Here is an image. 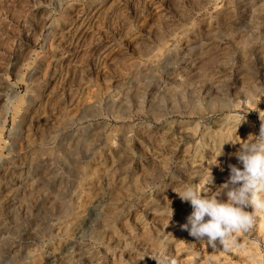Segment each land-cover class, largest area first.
Masks as SVG:
<instances>
[{
	"label": "rangeland",
	"instance_id": "374dc122",
	"mask_svg": "<svg viewBox=\"0 0 264 264\" xmlns=\"http://www.w3.org/2000/svg\"><path fill=\"white\" fill-rule=\"evenodd\" d=\"M262 124L264 0H0V264H264V211L213 248L177 194Z\"/></svg>",
	"mask_w": 264,
	"mask_h": 264
},
{
	"label": "clouds",
	"instance_id": "9594fccd",
	"mask_svg": "<svg viewBox=\"0 0 264 264\" xmlns=\"http://www.w3.org/2000/svg\"><path fill=\"white\" fill-rule=\"evenodd\" d=\"M235 155L242 168L229 165V179L212 196L202 195L194 186L177 193L181 200L190 202L193 208L184 229L213 248L217 241L225 249L233 247L236 245L233 234L247 231L252 226L254 217L245 211L247 206H253L258 212L264 211V124L253 140L247 139L240 143ZM211 182L212 176L209 184ZM222 194L226 195V201L220 199Z\"/></svg>",
	"mask_w": 264,
	"mask_h": 264
}]
</instances>
